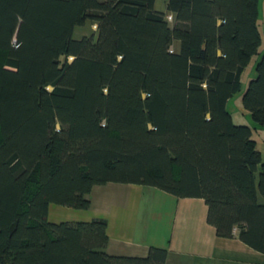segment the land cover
I'll use <instances>...</instances> for the list:
<instances>
[{
	"label": "trees",
	"instance_id": "16d2710c",
	"mask_svg": "<svg viewBox=\"0 0 264 264\" xmlns=\"http://www.w3.org/2000/svg\"><path fill=\"white\" fill-rule=\"evenodd\" d=\"M259 1L168 0L170 21L154 0H0V264H166L109 253L104 217L48 219L108 181L201 197L216 234L264 253V158L227 108ZM254 69L241 102L264 126V48Z\"/></svg>",
	"mask_w": 264,
	"mask_h": 264
},
{
	"label": "crops",
	"instance_id": "0c3cea01",
	"mask_svg": "<svg viewBox=\"0 0 264 264\" xmlns=\"http://www.w3.org/2000/svg\"><path fill=\"white\" fill-rule=\"evenodd\" d=\"M167 1L154 0V8L173 19ZM172 49H179V40H173ZM87 196L88 208L50 203L48 219L106 218V250L111 254L144 256L154 245L167 249L166 264H264V253L236 234H216L201 197H178L155 186L115 181L94 184Z\"/></svg>",
	"mask_w": 264,
	"mask_h": 264
},
{
	"label": "rangeland",
	"instance_id": "374dc122",
	"mask_svg": "<svg viewBox=\"0 0 264 264\" xmlns=\"http://www.w3.org/2000/svg\"><path fill=\"white\" fill-rule=\"evenodd\" d=\"M259 28L261 32V44L258 49V53L254 54L247 64L246 68L241 75V88L239 91L234 93L227 100V108L229 109L233 121L236 123H244L253 127V137L256 139L257 146L261 151L262 157L264 158V126L256 123L251 117L248 110L242 106L241 94L245 89L247 81L250 77L255 74L254 64L255 61L259 58L260 53L264 48V0L259 1ZM96 29V23L91 21H86L85 24L76 25L73 31L74 37H80L83 34H89L94 32ZM71 58V56L69 57Z\"/></svg>",
	"mask_w": 264,
	"mask_h": 264
},
{
	"label": "built area",
	"instance_id": "2783aa9c",
	"mask_svg": "<svg viewBox=\"0 0 264 264\" xmlns=\"http://www.w3.org/2000/svg\"><path fill=\"white\" fill-rule=\"evenodd\" d=\"M167 19L171 21V20H172L171 15L168 14V15H167Z\"/></svg>",
	"mask_w": 264,
	"mask_h": 264
}]
</instances>
